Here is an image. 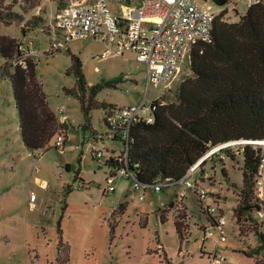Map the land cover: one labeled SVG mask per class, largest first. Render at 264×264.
Segmentation results:
<instances>
[{
	"label": "rangeland",
	"instance_id": "1",
	"mask_svg": "<svg viewBox=\"0 0 264 264\" xmlns=\"http://www.w3.org/2000/svg\"><path fill=\"white\" fill-rule=\"evenodd\" d=\"M140 1L108 0L114 12L120 5L134 6ZM89 2L0 0V35L35 41L41 51L37 76L50 108L61 122L59 110H64L69 127L65 147L32 155L22 142L12 83L2 77L5 60L0 55V264H61L62 253L68 256V264H208L204 251H214L215 242L201 241L199 229H203L205 216L195 196L187 202L188 214L184 215L190 220L181 227V237L171 219L173 213H162L173 199V188L162 192L147 188L140 203L132 181L116 177L115 191L105 193L106 171L91 153L98 134L106 132L103 118L109 109L136 105L147 92L150 99L165 94L174 102L178 86L192 75L189 60L169 87L149 89L145 64L135 61L131 54L102 61L97 58L103 50L99 43L75 41L68 51L44 54L48 48L46 26L56 14ZM208 8L219 13L227 7L210 3ZM228 8V23L238 22L248 9L241 3ZM71 55L80 58L87 85L101 87L94 100L98 107L87 117L79 98L68 94L73 89L78 91ZM89 96L87 93V100ZM240 146L233 142L212 149L200 166V178L228 220V240L218 248L227 258L226 264H264L263 255L256 252L264 221L257 230L253 220L237 219L235 214L244 187ZM103 148L107 157L113 149L115 156L122 150L109 142ZM221 148L230 152L217 151ZM214 150L217 152L212 154ZM261 223L257 222L259 226Z\"/></svg>",
	"mask_w": 264,
	"mask_h": 264
},
{
	"label": "trees",
	"instance_id": "2",
	"mask_svg": "<svg viewBox=\"0 0 264 264\" xmlns=\"http://www.w3.org/2000/svg\"><path fill=\"white\" fill-rule=\"evenodd\" d=\"M208 2L226 6L231 1ZM223 15L214 23L211 43H199L192 49V75L178 86L176 100L172 102L167 95H161L156 101L161 105L154 123L137 124L131 131L128 166L141 183L179 180L212 149L225 144L264 141V3L249 7L235 23L223 21ZM18 43L16 38L0 35V55L5 60L2 77L12 83L22 142L32 155L57 148L51 142L59 136L64 137L65 147L69 127L49 106L37 76L38 62L29 60L28 71L10 64L19 55ZM71 60L79 93L75 89L67 92L79 98L87 117L98 107L94 100L101 87H89L80 58L71 55ZM240 148L244 187L235 214L237 219L253 220L254 228L259 230L262 223L259 226L253 218L259 209L253 188L262 148L252 144ZM111 164L117 165L113 159ZM161 221L165 222L163 216ZM175 226L182 237L181 225ZM258 240L261 245L256 252L264 257V233L260 230ZM59 257L61 264L69 263L66 253Z\"/></svg>",
	"mask_w": 264,
	"mask_h": 264
},
{
	"label": "built area",
	"instance_id": "3",
	"mask_svg": "<svg viewBox=\"0 0 264 264\" xmlns=\"http://www.w3.org/2000/svg\"><path fill=\"white\" fill-rule=\"evenodd\" d=\"M230 1L226 9L214 13L208 8L211 3L208 0H142L134 6L120 5L116 12L112 10L108 0H90L89 3L71 6L56 14L50 25L46 26L48 48L44 54L53 56L68 51L69 45L75 41L96 42L103 47L97 56L100 60L124 58L131 54L135 61L147 66L149 89L166 88L176 81L181 66L189 60L192 49L199 43H211L216 19L224 14L222 20L228 22L225 16L229 6L234 7L241 3L249 8L264 3V0ZM18 52L19 55L10 64L25 71H28L29 60L36 59L38 62L41 58V51L35 46V41L27 38L19 41ZM157 100L150 99L147 92L145 98L136 105L115 107L106 112L103 118L106 132L98 134L99 139L91 146L92 158L106 171L104 192L115 191L113 183L116 177L132 181L133 190L139 192L140 203L147 188L151 187L156 192L173 188V199L167 207H163L162 213H173L171 219L181 227L188 225L190 217L184 215L188 212L186 205L189 198L195 196L201 213L205 216L203 229H199L202 233L201 241L203 244L211 239L215 242L214 251L203 250L207 262L226 264L227 258L218 248L228 240V220L221 207L212 200L210 187H205L200 178V166L209 154L193 165L179 180H157L152 185H146L129 169L131 131L137 124L154 123L155 114L161 105ZM59 113L63 122L66 121L68 117L64 110ZM64 140L63 136H59L54 145L62 149ZM106 142L122 148L119 156H115L116 151L113 149L112 155L107 157L106 149L103 148ZM217 151L214 150L212 154ZM112 159L117 165L111 164ZM83 185L80 184V188ZM253 192L259 207L253 218L261 223L264 221V148L254 178ZM158 249L161 250L162 247L158 245Z\"/></svg>",
	"mask_w": 264,
	"mask_h": 264
},
{
	"label": "water",
	"instance_id": "4",
	"mask_svg": "<svg viewBox=\"0 0 264 264\" xmlns=\"http://www.w3.org/2000/svg\"><path fill=\"white\" fill-rule=\"evenodd\" d=\"M234 143L238 144V145L252 144V145L264 148V143H262V141H242V142H234ZM227 145H232V143L225 144V146H227Z\"/></svg>",
	"mask_w": 264,
	"mask_h": 264
},
{
	"label": "crops",
	"instance_id": "5",
	"mask_svg": "<svg viewBox=\"0 0 264 264\" xmlns=\"http://www.w3.org/2000/svg\"><path fill=\"white\" fill-rule=\"evenodd\" d=\"M56 10H57V9H56ZM59 111H60V110H59ZM59 114H60V113H59ZM60 116H61V115H60ZM66 116H67V115H66ZM61 117H62V116H61ZM67 117H68V116H67ZM67 120H68V118H67ZM67 120H66V121H67ZM64 122H65V121H64ZM33 197H34V196H33ZM31 199H32V197H31ZM33 200H34V199H33Z\"/></svg>",
	"mask_w": 264,
	"mask_h": 264
},
{
	"label": "bare ground",
	"instance_id": "6",
	"mask_svg": "<svg viewBox=\"0 0 264 264\" xmlns=\"http://www.w3.org/2000/svg\"><path fill=\"white\" fill-rule=\"evenodd\" d=\"M262 143H264V141H262Z\"/></svg>",
	"mask_w": 264,
	"mask_h": 264
}]
</instances>
